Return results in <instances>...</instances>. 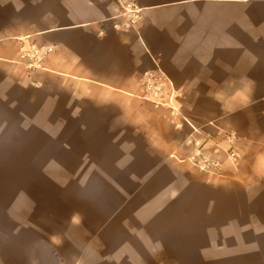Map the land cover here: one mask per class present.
<instances>
[{
    "label": "crops",
    "instance_id": "1",
    "mask_svg": "<svg viewBox=\"0 0 264 264\" xmlns=\"http://www.w3.org/2000/svg\"><path fill=\"white\" fill-rule=\"evenodd\" d=\"M224 132L223 176L182 161ZM0 147V264H264V0H0Z\"/></svg>",
    "mask_w": 264,
    "mask_h": 264
},
{
    "label": "built area",
    "instance_id": "2",
    "mask_svg": "<svg viewBox=\"0 0 264 264\" xmlns=\"http://www.w3.org/2000/svg\"><path fill=\"white\" fill-rule=\"evenodd\" d=\"M126 14L130 22H134L140 16L139 11L132 8L127 9ZM54 51L55 46L50 44L23 41L19 49V60L27 70L33 71L42 68L45 60ZM143 85L145 99L150 100L157 106L171 107L172 123L176 127H182L183 122L189 123V120L174 105L178 97L177 90L168 84L162 74L147 73ZM237 139L238 137L234 132H224L222 141L227 147H221L219 144L207 147V141H190L194 147L182 161H187L198 170L211 176H223L227 167L226 162L220 158V153L224 151L226 161L230 165L236 166L241 159V154L236 147Z\"/></svg>",
    "mask_w": 264,
    "mask_h": 264
},
{
    "label": "rangeland",
    "instance_id": "3",
    "mask_svg": "<svg viewBox=\"0 0 264 264\" xmlns=\"http://www.w3.org/2000/svg\"><path fill=\"white\" fill-rule=\"evenodd\" d=\"M33 147L31 148V151H32V156H33V159H34V162L35 164L37 163V155L38 153H40L41 151V136L40 135H34L33 137ZM10 151H11V147H0V157L1 159H5V158H9L10 157ZM47 155L48 156H58V153L56 151H53V149L50 147L47 149ZM186 158V157H185ZM184 159V158H183ZM191 168L192 170H194L195 172H198L200 173L201 175H204V176H211L207 173H204L200 170H198L197 168H195L194 166H192L190 163H188L187 161H185ZM211 177H216V176H211ZM61 206L64 208V214L65 215H60V216H56L55 220L58 219L60 220V222L62 221H67L68 219V216H69V212H71L72 210L69 209V201L67 199H64L62 202H61ZM53 221L51 220V223Z\"/></svg>",
    "mask_w": 264,
    "mask_h": 264
}]
</instances>
